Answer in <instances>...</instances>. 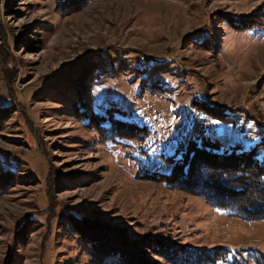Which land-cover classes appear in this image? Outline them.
Instances as JSON below:
<instances>
[{
  "label": "rangeland",
  "instance_id": "1",
  "mask_svg": "<svg viewBox=\"0 0 264 264\" xmlns=\"http://www.w3.org/2000/svg\"><path fill=\"white\" fill-rule=\"evenodd\" d=\"M63 1L0 0V264H97L76 219L143 264H264V220L147 176L202 136L264 163V0ZM80 98L147 136L103 142Z\"/></svg>",
  "mask_w": 264,
  "mask_h": 264
},
{
  "label": "trees",
  "instance_id": "2",
  "mask_svg": "<svg viewBox=\"0 0 264 264\" xmlns=\"http://www.w3.org/2000/svg\"><path fill=\"white\" fill-rule=\"evenodd\" d=\"M84 1L64 0L62 7L67 8L72 4L76 7ZM4 55V66L8 69L5 71L12 70L8 63L9 54L6 52ZM10 72L8 76H11ZM77 101L80 119L97 131L103 142L139 141L147 136L148 129L144 125L115 114L92 112L85 98ZM255 153L254 149L242 151L236 146L223 147L219 141L202 136L190 140L177 150L168 162L170 168L167 172H152L147 176L156 180L164 179L168 184L174 181L182 187L195 189L212 207L226 211L230 216L249 221L264 220V163L256 159ZM3 185H6L5 178L0 180V186ZM72 225L76 234L86 238L97 264H143L135 257L133 244L127 242L124 245L120 236L104 232V225L84 222L82 219H76ZM92 227L95 232L90 234ZM210 255V252L196 254L187 259L186 264H216L223 258V255ZM115 256L119 258L115 260ZM241 261L232 264H241Z\"/></svg>",
  "mask_w": 264,
  "mask_h": 264
}]
</instances>
